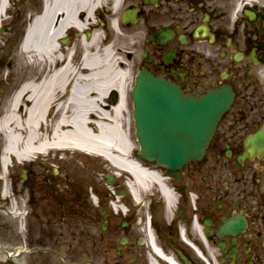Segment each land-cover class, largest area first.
Segmentation results:
<instances>
[{"label":"flooded vegetation","instance_id":"flooded-vegetation-1","mask_svg":"<svg viewBox=\"0 0 264 264\" xmlns=\"http://www.w3.org/2000/svg\"><path fill=\"white\" fill-rule=\"evenodd\" d=\"M134 6L157 23L155 38L169 30L165 42L150 45L145 63L152 75L184 96L226 88L233 100L201 162L160 172L168 176L169 200L156 192L115 216L93 207L73 184V209L63 213L73 212V264H147L152 250L175 264H264V0Z\"/></svg>","mask_w":264,"mask_h":264},{"label":"bare ground","instance_id":"bare-ground-1","mask_svg":"<svg viewBox=\"0 0 264 264\" xmlns=\"http://www.w3.org/2000/svg\"><path fill=\"white\" fill-rule=\"evenodd\" d=\"M45 1L17 58L22 83L1 122L7 137L4 155L21 164L50 153L92 156L101 173L107 165L118 176L114 181L140 201L139 192L153 188L157 178L153 168L137 158L127 130L131 75L124 56L132 43L142 40L143 27L116 34L112 23L121 26L124 0ZM6 2L0 0L1 20L3 12L10 11ZM107 2L110 23L100 29L91 17ZM81 14L86 18L80 20ZM85 30H92L90 40L82 38ZM66 32L77 36L67 46L62 44ZM103 37L111 43L100 50ZM114 92L119 100L111 106L108 96ZM162 192L166 194L164 188Z\"/></svg>","mask_w":264,"mask_h":264},{"label":"rangeland","instance_id":"rangeland-1","mask_svg":"<svg viewBox=\"0 0 264 264\" xmlns=\"http://www.w3.org/2000/svg\"><path fill=\"white\" fill-rule=\"evenodd\" d=\"M12 2L14 4H11L10 14L5 16L6 24L0 26V60L5 62L0 66V82L2 83V85L0 83V88H2L0 89V122L7 114L12 96L22 83V71L17 64L22 37L18 38L17 34L20 31H23L24 34L26 27L31 22L30 17L33 14L40 15L41 11L38 1L30 2L29 5L26 4L27 0H12ZM128 132L130 136H133L132 127ZM6 138L0 129V250L14 253L18 249L23 251L53 249L61 256L62 260L73 263V232L62 237L57 235V230L63 227L73 230V212L65 214V217L70 220L65 219L63 222L59 220L63 216L64 210L73 209V184L76 186V190L82 193L81 196H90L91 190H94L101 196L103 203L111 196L110 190L119 189L122 191L123 189L116 184L106 189V175L103 174L104 172L101 173L99 164L82 156L74 157L72 153L57 155L53 153L49 155L48 159L45 156L40 157L35 164L28 167L30 169L28 178L32 184L28 189H25L22 178L24 170L21 165L13 162L12 167H9L7 171L4 169V162L10 164V160L4 156ZM54 171L58 172L56 176ZM8 175L11 177L8 178ZM54 176L56 180L53 183ZM50 186L54 192L49 194L53 198L43 192V189H49ZM139 193L141 196L144 194L143 190ZM2 194L3 197H8L7 202L2 200ZM124 204L129 210L132 209L128 201H125ZM50 205H54V207H50ZM19 212L23 218L14 215ZM25 214L28 217H25ZM45 222L62 225L48 229L44 226ZM29 231L28 240L27 233ZM57 239L61 244L55 248ZM0 264H59V262L55 257L48 255L19 252L17 257L10 261L0 256Z\"/></svg>","mask_w":264,"mask_h":264},{"label":"water","instance_id":"water-1","mask_svg":"<svg viewBox=\"0 0 264 264\" xmlns=\"http://www.w3.org/2000/svg\"><path fill=\"white\" fill-rule=\"evenodd\" d=\"M133 91L141 156L175 171L200 158L226 103L214 95L184 99L173 86L147 74Z\"/></svg>","mask_w":264,"mask_h":264}]
</instances>
